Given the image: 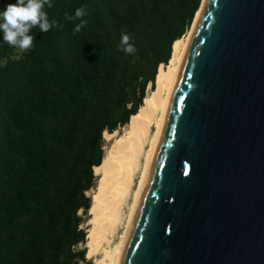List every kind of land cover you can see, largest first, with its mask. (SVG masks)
I'll return each instance as SVG.
<instances>
[{
	"label": "trees",
	"instance_id": "obj_1",
	"mask_svg": "<svg viewBox=\"0 0 264 264\" xmlns=\"http://www.w3.org/2000/svg\"><path fill=\"white\" fill-rule=\"evenodd\" d=\"M200 4L53 0L44 10L56 24L34 26L31 48L0 34V264H93L83 224L104 133L137 113ZM81 7L83 17L66 19ZM122 34L135 53L118 47Z\"/></svg>",
	"mask_w": 264,
	"mask_h": 264
},
{
	"label": "water",
	"instance_id": "obj_2",
	"mask_svg": "<svg viewBox=\"0 0 264 264\" xmlns=\"http://www.w3.org/2000/svg\"><path fill=\"white\" fill-rule=\"evenodd\" d=\"M203 4L121 264H264V0Z\"/></svg>",
	"mask_w": 264,
	"mask_h": 264
},
{
	"label": "bare ground",
	"instance_id": "obj_3",
	"mask_svg": "<svg viewBox=\"0 0 264 264\" xmlns=\"http://www.w3.org/2000/svg\"><path fill=\"white\" fill-rule=\"evenodd\" d=\"M204 0L187 33L172 44L168 64L158 67L136 114L121 133H104L110 142L94 167L97 183L91 193L86 230V256L95 264H121L139 191L154 154L170 94L188 42L202 14Z\"/></svg>",
	"mask_w": 264,
	"mask_h": 264
},
{
	"label": "clouds",
	"instance_id": "obj_4",
	"mask_svg": "<svg viewBox=\"0 0 264 264\" xmlns=\"http://www.w3.org/2000/svg\"><path fill=\"white\" fill-rule=\"evenodd\" d=\"M53 0H15L0 9V34L3 41L18 48L21 51L33 46L34 36L30 30L38 26L42 32H48L56 22L50 21L46 13L45 6L52 7ZM86 14L84 8H77L74 16L66 15V19L73 20L83 17ZM85 21L81 20L75 25L74 32H79L84 26ZM130 36L122 34L120 46L125 53L133 54L136 52L134 44L130 43Z\"/></svg>",
	"mask_w": 264,
	"mask_h": 264
},
{
	"label": "rangeland",
	"instance_id": "obj_5",
	"mask_svg": "<svg viewBox=\"0 0 264 264\" xmlns=\"http://www.w3.org/2000/svg\"><path fill=\"white\" fill-rule=\"evenodd\" d=\"M5 5H7V4H5L4 2H1L0 1V9H3L4 7H5ZM18 51H20V49H18ZM122 129L123 128H121L120 130H117V132L116 133H121L122 132ZM104 139H105V142H106V147H105V149L109 146V144H110V142L108 141V140H106V138L104 137ZM91 193H92V190H90L87 194L88 195H91ZM88 220V219H87ZM83 227L87 230L88 229V224H87V221L83 224ZM87 257V256H86ZM87 258H89L90 260H92V263L93 264H95L94 262H93V259L92 258H90V257H87Z\"/></svg>",
	"mask_w": 264,
	"mask_h": 264
},
{
	"label": "built area",
	"instance_id": "obj_6",
	"mask_svg": "<svg viewBox=\"0 0 264 264\" xmlns=\"http://www.w3.org/2000/svg\"><path fill=\"white\" fill-rule=\"evenodd\" d=\"M163 64V63H162ZM163 65H165V64H163Z\"/></svg>",
	"mask_w": 264,
	"mask_h": 264
}]
</instances>
